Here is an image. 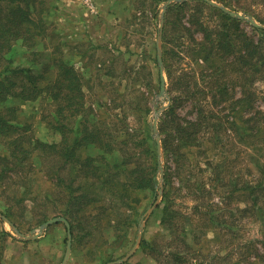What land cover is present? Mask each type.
Listing matches in <instances>:
<instances>
[{
  "label": "trees",
  "instance_id": "16d2710c",
  "mask_svg": "<svg viewBox=\"0 0 264 264\" xmlns=\"http://www.w3.org/2000/svg\"><path fill=\"white\" fill-rule=\"evenodd\" d=\"M158 1L162 0H134L136 5L138 2L142 5L135 7L133 18H138L140 13L152 19L153 13L150 16L152 10H147V4L150 3L155 8ZM218 1L231 4L229 0ZM38 5V0H0V61L5 60L0 72V136L8 139L9 148L8 155L0 154V181L21 180L22 190L17 188L19 190L11 192V195L26 208L29 200L33 201L28 204L33 210H44L40 213L39 223L55 213L54 209L46 211L41 203L45 206L58 205L62 215L70 221L74 242L77 243L82 234L86 238L96 234L92 229L103 230L116 226L117 222L111 221L112 209H120L133 203L134 191L149 189L156 193V144L152 141L145 148V152L152 157L145 168L141 167L135 151L132 152L133 158L125 156L132 139L122 138L119 141L110 128L93 121V109L86 104L84 72L76 70L72 60L67 57L68 54L66 59L62 55L51 58L56 51L50 50V59L42 64L40 70H36L34 64L14 67L13 60L6 58V53L16 43L22 42L26 46L35 47L49 37L48 19L38 16ZM205 9L221 18L220 27L212 29L200 19L199 12L204 13ZM174 10L178 11L180 18L174 20L173 26L175 29L185 30L192 39L193 43L190 45L194 47L190 50L198 58L197 62L200 64L199 58L206 62V65H201L202 74L216 72L223 75L208 81L210 86L216 84L213 104L219 106L221 102L228 101L231 112L237 119L227 120L228 126H224V122H219L214 111L208 114L203 110H200L196 119L182 118L176 113L181 98L173 97L159 123L165 156L172 160V172L178 176L175 182L167 174L164 176L163 202L160 205L161 224L166 225L170 234L166 240L168 250L165 253L156 248V236L150 241L144 239L143 244L148 246L149 253L160 264H190L191 259L195 260L197 256H211V250L206 255L199 251L196 243L213 231L216 233L214 240L222 239L221 244H225L224 248L228 247L225 258L229 259V263L234 259L235 253H238L240 258L234 264H242L247 259L251 263L264 264V110L254 108L255 101L260 97L254 87L256 76L261 75L262 78L258 79L264 81V29L254 27L261 31L260 39L255 40L241 27V19L202 0L186 1L169 9L170 12ZM41 12L43 13L42 9ZM186 13L188 24L181 19V15L185 16ZM196 30L204 32L202 42H196ZM121 33L125 35L124 30ZM165 37L167 39L168 36ZM183 37L184 35L176 36L182 45ZM50 39H53L51 35ZM78 50L80 52L76 55L85 58L89 56L84 65L85 73L92 67L98 71L104 68L105 62L101 63L94 54H89L90 49L80 46ZM215 60H222L225 65L215 66ZM227 69L237 72L241 77L243 95L239 98L232 99L233 96L229 95L224 78ZM169 71L168 69L171 77L172 72ZM158 81L160 82V77ZM187 87L188 90L191 89L190 86ZM202 91L204 89L199 87L198 92ZM43 96L53 103L51 126L60 133V141L49 142L30 135V124L21 122L19 106L12 103L14 99L37 100ZM189 97H197V92L191 91ZM262 98L264 100V95ZM212 118L214 121L209 123ZM240 128L243 131L240 136L246 144L244 152L248 160V171L234 179L232 187L229 182H222L221 186L231 187L226 199L235 201L239 198L243 206L234 210L229 202L224 206L219 203L204 206V203L202 205L198 202L193 210L183 212L176 208L175 194L178 195L184 189L188 188L189 195L196 201L203 199L210 191L205 182L200 183L197 172L198 169L203 173L207 168L193 163L187 147L197 146L201 149V139L207 131L211 132L210 137L223 130L228 138H234ZM127 132L129 135L136 134L128 128ZM149 136L152 140L150 131ZM207 150L208 148L203 149L200 154ZM229 160L228 156L217 162L207 160L208 168L214 169L216 180H225L224 172L232 175V162ZM42 168L47 169L46 174L55 180L60 189L47 190L43 200H40L34 194L31 178L28 177L31 171L38 173ZM12 208L13 206L7 207L5 214L13 221L16 217ZM118 213L120 212H117L119 219ZM228 214L231 218L226 216ZM195 220L200 221V224H195ZM253 225L260 227L255 236H250V227ZM189 235H192L191 242ZM223 240L226 242L222 243ZM221 257L222 255H216L212 264Z\"/></svg>",
  "mask_w": 264,
  "mask_h": 264
},
{
  "label": "rangeland",
  "instance_id": "374dc122",
  "mask_svg": "<svg viewBox=\"0 0 264 264\" xmlns=\"http://www.w3.org/2000/svg\"><path fill=\"white\" fill-rule=\"evenodd\" d=\"M166 1H158L155 8L150 6V3L147 4V10H152L150 12V16L153 13L152 19H148L140 13H138L139 17L135 19L133 18L135 7H141L142 4L138 2L136 5L134 0H38V10L40 11L38 16H44L48 19L49 37L46 41L39 42L35 47L26 46L22 42L16 43L13 49L6 53V58L13 60L14 67H26L34 64L36 70H40L42 64L49 61L50 50L56 51L51 55V58L62 55L66 59V54H68L67 57L72 60L76 70L84 72L86 104L87 107L91 106L93 109V121L98 125L110 128V131L115 134L119 141L122 138L132 139L127 146L128 151L125 156L133 158L132 152L135 151L141 167L145 168L150 159L152 161V157L145 152V148L152 141L156 144V161L154 159V163L157 165L158 179L156 193L149 189L134 191L135 201L133 203H129L120 209L118 207L112 209L111 221L117 222L116 226L103 230L92 229L96 234L91 238H86L82 234L77 243L74 242L73 238L72 252L66 264H108L124 258L136 244L142 222L144 226L140 243L129 259L119 264H160L149 253L148 246L143 244L144 239L150 241L156 236V248L165 253L168 250L166 240L170 234L166 225L161 224L159 217L162 199L154 206L161 182L159 164H162L163 176L167 174L174 182L178 176L172 172V160H168L165 156L163 146L161 150L159 149L156 132L153 129L154 123H157L162 144L163 135L159 123L165 116V111L172 103L174 96L181 98L176 113L182 118L196 119L200 110H203L208 114L214 111L219 117V122H224V126H228L227 120L237 119L231 112L228 101L221 102L219 106L213 104V93L217 92L216 84L212 85L213 82H211L212 86H210L208 81L223 75L216 72L202 74L201 69L206 65V62L200 58V64L197 62L198 58L192 55V50H190L194 47V45H190L193 43L192 39L185 30L175 29L173 26L174 20L176 18L179 20L180 16H178L177 10L170 12V7L191 0L173 3L164 14L165 22L161 47L167 94H161V69L158 62L157 40L164 11L163 5ZM215 1L231 11L244 15L246 18L237 17L242 20L241 27L255 40L260 39L261 31L255 30L254 27L256 26L247 20V17L254 18L263 25L260 28L264 29V0H229L230 5L218 0ZM212 12L205 9L204 13L199 12V16L210 28L215 29L221 26L222 20ZM187 13L185 16L181 15L185 24L189 23ZM122 30L125 31L124 36L121 33ZM50 35L53 39H50ZM165 35L168 36L167 39ZM177 35H184V45L178 42ZM194 37L196 42H202L204 32L196 30ZM58 46H60V50H58ZM80 46L84 49H90L89 54H94L99 62L104 61V68L98 71L97 68L92 67L90 71L85 73L84 65L89 56L85 58L76 55L80 52L78 50ZM4 61H0V72L3 70ZM214 64L219 67L225 65L222 60H215ZM168 69L169 72H172L171 77L168 75ZM206 71L209 69L206 68ZM159 77L160 82L158 81ZM224 78H226L225 82L228 86L229 95L233 96L232 99L241 97L243 87L239 74L227 69ZM256 78L254 87L260 97L255 101L254 108L264 110L262 98L264 81L258 79L262 78L261 75L256 76ZM197 83L201 89H204L202 93L198 92ZM187 86H190L191 89L188 90ZM193 90L197 92V97L190 98L189 93ZM12 103L19 106L18 115L21 122L30 124V135L49 142L61 140L60 133L51 126L53 103L48 97L43 96L37 100L27 101L14 99ZM213 121L214 118L209 123ZM127 128L136 134L129 135ZM149 131L152 140L149 138ZM241 133H243L242 128L234 138H228L223 130H219L218 133L215 132L210 137L211 132L207 131L201 139V149L197 146L187 147L189 148L187 150L190 155L189 158L193 163H198L203 168H207V171L203 173L198 169L197 172L200 183L205 182L210 191L203 199L196 201L193 196L189 195V189L186 188L178 195L175 194L176 208L183 212L193 210L194 205L198 202H201L202 205L204 203V206L215 203L224 206L229 202L234 210H239L243 206L239 198L235 201L226 199L231 191L233 180L240 178L248 171V160L244 152L246 144L240 136ZM219 141L221 142L219 143ZM7 143L8 139L0 136L1 155L9 154ZM207 148L206 153L200 154L203 149ZM225 156H228L229 161L232 162L230 166L232 175L224 172L225 180H216L214 169L208 168L207 160L211 159L217 162L223 160ZM112 160L114 161V157ZM46 170L42 168L38 173L31 171L28 177L31 178L34 194L40 200H43L47 190L58 191L60 189L56 186L55 180L46 174ZM22 176L24 175L22 174ZM222 182H229L231 187L221 186ZM20 184L22 185V182L18 179L0 181V212L5 214L6 208L13 206L15 220L12 221L5 215L21 233L26 236L38 234L39 227L44 222L55 216H63L58 205H55V208L53 204L45 206L41 203L40 205H43L46 211L54 209L53 212L55 213L51 214L46 221L39 223L40 213L44 210H33L29 206L33 201L29 200L26 202L27 204L25 203L28 206L26 208L22 203L16 202L15 197L11 195L13 191L22 190L23 187ZM6 187L7 189H5ZM221 202L223 203L221 204ZM151 207L153 209L149 213ZM213 207L218 209L216 206ZM117 212H120L118 213L119 219ZM215 213L218 212L215 211ZM226 216L231 218L230 214ZM120 221L121 224L119 225ZM194 222L200 224V221L195 220ZM259 227L258 225L250 227V236H255ZM215 236L216 233L210 231L199 243H196L199 251L206 255L211 250V256L207 258L197 256L195 260L191 259L190 264H212L216 255H222V257L217 258L213 264H234L240 258V255L235 253L233 263L231 261L229 263V259L225 258L229 250L228 247L224 248L225 244H221L222 239L214 240ZM67 240L68 233L63 222L50 225L35 239H27L20 236L11 224L0 218V264H61L66 252ZM189 240L192 241V235H189ZM225 242L222 241V243ZM242 264L255 263H251L247 259L243 260Z\"/></svg>",
  "mask_w": 264,
  "mask_h": 264
},
{
  "label": "water",
  "instance_id": "95a60500",
  "mask_svg": "<svg viewBox=\"0 0 264 264\" xmlns=\"http://www.w3.org/2000/svg\"><path fill=\"white\" fill-rule=\"evenodd\" d=\"M184 1H186V0H167L164 3V5H163L164 11H163V16H162L161 24H160V27H159V34H158V40H157V45H158V62H159V66H160V69H161V88H162L161 94H167V90H166V87H165L163 52H162V47H161V41L163 39V31H164V22H165L164 14H165V11L173 3H175V2H184ZM202 1L208 2V3H210V4L214 5V6L220 7L221 9H223L225 12L231 14L232 16L240 17V18H246L244 15H242V14H240L238 12L229 10L226 6H223L222 4L216 2L215 0H202ZM247 20H249L256 27H263V25L259 24L251 16H248L247 17ZM157 113H159V112H157ZM153 129H154V132H156L158 146H159V149L161 150L162 144H161L160 136L158 134V127H157V123L156 122L154 123ZM159 170H160V173H161V182H160V185H159V192H158V195L156 197L154 206L157 205L158 202L162 199V196H163V193H164V176H163L164 175V171H163V168H162V164H159ZM152 209L153 208L151 207L148 212L150 213L152 211ZM0 218H2L3 220H5L9 224H11L14 227L15 231L18 234H20V236H22L24 238H27V239H35V238L39 237V233L44 232L46 229H48V227L50 225H52L54 223H57V222H63L65 224V226H66V229H67L68 240H67L66 252H65V255H64V258H63V261H62L61 264H66L67 263V261H68V259L70 257V254L72 252L73 233H72L71 223H70V221L65 216H55L53 218H50L49 220H47L46 222H44L39 227V233L38 234H32V236H26L23 233H21L17 229V227L14 225V223L5 214H3L2 212H0ZM143 226H144L143 225V222L140 223L139 236H138L137 242L134 245V247L132 248V250L124 258H121V259H119L117 261L110 262L108 264H119V263H122V262H124V261H126V260L129 259V257L133 254L134 250L136 249V247L138 246V244L141 241Z\"/></svg>",
  "mask_w": 264,
  "mask_h": 264
},
{
  "label": "crops",
  "instance_id": "0c3cea01",
  "mask_svg": "<svg viewBox=\"0 0 264 264\" xmlns=\"http://www.w3.org/2000/svg\"><path fill=\"white\" fill-rule=\"evenodd\" d=\"M72 247H73V245H72ZM69 260V259H68ZM68 262V261H67Z\"/></svg>",
  "mask_w": 264,
  "mask_h": 264
}]
</instances>
